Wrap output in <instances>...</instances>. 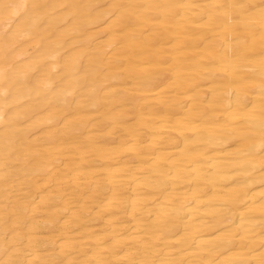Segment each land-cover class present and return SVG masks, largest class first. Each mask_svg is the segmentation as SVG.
I'll list each match as a JSON object with an SVG mask.
<instances>
[{
  "label": "bare ground",
  "instance_id": "1",
  "mask_svg": "<svg viewBox=\"0 0 264 264\" xmlns=\"http://www.w3.org/2000/svg\"><path fill=\"white\" fill-rule=\"evenodd\" d=\"M0 264H264V0H0Z\"/></svg>",
  "mask_w": 264,
  "mask_h": 264
}]
</instances>
